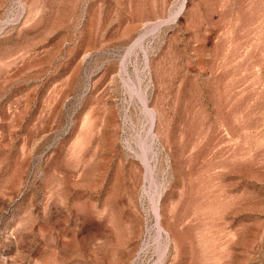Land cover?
I'll list each match as a JSON object with an SVG mask.
<instances>
[{
	"label": "rangeland",
	"instance_id": "374dc122",
	"mask_svg": "<svg viewBox=\"0 0 264 264\" xmlns=\"http://www.w3.org/2000/svg\"><path fill=\"white\" fill-rule=\"evenodd\" d=\"M0 264H264V0H0Z\"/></svg>",
	"mask_w": 264,
	"mask_h": 264
}]
</instances>
